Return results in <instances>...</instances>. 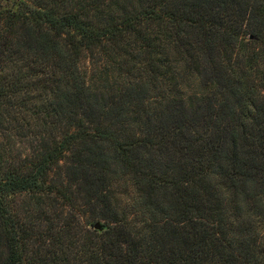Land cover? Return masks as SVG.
I'll return each instance as SVG.
<instances>
[{
	"label": "trees",
	"instance_id": "1",
	"mask_svg": "<svg viewBox=\"0 0 264 264\" xmlns=\"http://www.w3.org/2000/svg\"><path fill=\"white\" fill-rule=\"evenodd\" d=\"M8 125L0 264H264V0H0Z\"/></svg>",
	"mask_w": 264,
	"mask_h": 264
},
{
	"label": "rangeland",
	"instance_id": "2",
	"mask_svg": "<svg viewBox=\"0 0 264 264\" xmlns=\"http://www.w3.org/2000/svg\"><path fill=\"white\" fill-rule=\"evenodd\" d=\"M9 113L8 116L10 117L17 114L12 109H10ZM9 125L6 127L7 131L2 133V139H0V159L4 163L32 154L33 146L36 143L33 134L27 133L19 136L14 126L9 127ZM50 197L31 193L11 196L13 211L24 222V225L31 228L35 234L31 241L32 247L29 253L33 257H37V259L44 258L45 250L50 248V241L52 240L51 233L53 230L48 229L46 224H48L49 220L53 221L56 207L54 205L55 200ZM36 251L37 255H35ZM38 253H40L41 257Z\"/></svg>",
	"mask_w": 264,
	"mask_h": 264
},
{
	"label": "water",
	"instance_id": "3",
	"mask_svg": "<svg viewBox=\"0 0 264 264\" xmlns=\"http://www.w3.org/2000/svg\"><path fill=\"white\" fill-rule=\"evenodd\" d=\"M95 228H96V229H99V228H100L99 223H96V224H95Z\"/></svg>",
	"mask_w": 264,
	"mask_h": 264
}]
</instances>
